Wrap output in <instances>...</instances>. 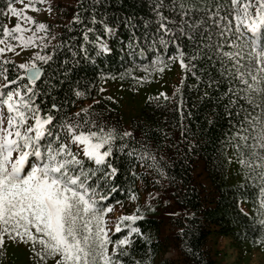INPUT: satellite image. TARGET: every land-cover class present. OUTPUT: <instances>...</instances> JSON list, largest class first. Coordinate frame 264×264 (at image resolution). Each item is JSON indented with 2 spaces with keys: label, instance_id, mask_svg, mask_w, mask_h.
<instances>
[{
  "label": "snow or ice",
  "instance_id": "obj_1",
  "mask_svg": "<svg viewBox=\"0 0 264 264\" xmlns=\"http://www.w3.org/2000/svg\"><path fill=\"white\" fill-rule=\"evenodd\" d=\"M18 2L4 0L0 8V16L15 18L11 26L0 22V247L6 241L23 244L34 264L49 258L54 264H151L134 256L140 241L153 244L136 222L154 211L161 193L148 192L136 212L115 219L109 213L120 201L109 200L127 192L136 201L138 189L131 186L151 178L155 187L170 179L171 161L152 148V128H123L95 98L78 107L95 83L72 78L80 57L94 61L111 54L113 40L121 41L127 60L116 73L100 75L102 83L118 77L138 91L172 65L182 70L173 97L160 92L148 100L175 102L183 138L177 144L187 145L186 154L196 145L187 139L184 119L194 117L197 103L208 105L209 128L227 121L221 152L239 166L237 189L251 192L253 220L259 217L253 242L264 245V0H141L145 15L115 18L108 9L122 0H78L64 25L78 35L59 41L55 37L62 34L29 14L52 13L48 0ZM18 49L36 51L18 64L4 55ZM189 78L195 82L187 84ZM185 89L199 94L191 108Z\"/></svg>",
  "mask_w": 264,
  "mask_h": 264
},
{
  "label": "trees",
  "instance_id": "obj_2",
  "mask_svg": "<svg viewBox=\"0 0 264 264\" xmlns=\"http://www.w3.org/2000/svg\"><path fill=\"white\" fill-rule=\"evenodd\" d=\"M77 4L78 0H73L69 4L61 5V11L66 15V21L60 24L56 34L62 35H56V41L78 35L75 32L69 33L64 27L75 12ZM3 7L4 0H0V8ZM108 11L115 18L117 15L132 14L133 12L137 16H143L148 9L147 4L142 3L141 0H122L121 5L114 3ZM0 22L7 23V19L0 16ZM120 32L125 38L127 37L126 28L121 26ZM111 47L113 48L111 54L100 56L94 61H87L80 57L81 63L75 66L72 78L95 83V87L89 90L90 95L77 101L78 107L86 106L92 98L98 99L101 101V109L105 107L112 109V112L107 114L111 120H118L120 125L125 128L119 100L110 92H99L100 87L105 88L108 83L115 80L121 81L117 77L115 80L109 79L107 83H102L99 76L108 72L116 73L121 70L122 64L127 60V57L120 50L121 41L113 40ZM64 55H67L66 51L60 54L59 59H63ZM181 76L182 70L180 69V78ZM125 81L127 80L122 82ZM194 82L191 78L187 80V84ZM175 90L167 95L173 97ZM108 96L114 99L105 100L104 98ZM184 96L188 108L192 107L193 96L196 97L197 101L199 99L198 93H190L187 89L184 90ZM77 106L72 107L70 111H76ZM175 108V102H165L162 98L152 101L147 99L140 110L130 118V127L134 124H142L153 129L150 136L152 148L158 157L163 155L165 159L171 161L168 170L170 179L164 180L155 187L152 185L151 178L146 181L138 180L135 185L131 186L132 190L137 191L138 189L137 194L140 190L151 189L150 192L158 190L167 201L166 204L182 207L185 211L182 216L170 215L164 220L156 215L155 206L157 204L154 203V211L144 213L145 218L136 222V226L150 236L153 244L147 245L140 241L137 245V251L134 253L135 258L141 261H150L151 264H218L213 248L209 243L210 234L213 231L217 235L229 237L232 245L238 249L239 255L246 241L252 248L261 252L264 251V245L253 242L257 235L259 217H257V221L253 220V217L256 216V208L251 200V192L242 194L237 189V185L242 182V176L238 173L239 166L234 159L229 162L225 158V154L221 152L219 142L224 140L223 133L228 130L227 121L221 120L215 127L209 128L204 123V115L208 111V105L205 103L204 106H200L197 103L194 109V117L191 120L184 119V124L188 126L187 139L196 145L194 152L186 154L187 145L183 142L177 144V141H182L183 138L180 136V116ZM161 132L170 133V136L164 138ZM227 155H232L231 148L228 149ZM137 170L140 171L141 169L138 168ZM201 174H204V180L200 177ZM124 186L125 188L129 187L127 183ZM242 195L248 198L242 199ZM129 199L127 192L114 194L109 202L119 200L120 203H114L113 212L118 205ZM137 206L142 207L143 202L135 201L130 212L126 214L136 212ZM241 208L243 212L240 211ZM112 213H109V216ZM122 214L125 213L122 211ZM182 228L185 229L184 235H181L179 231ZM113 238L117 237L114 236ZM7 246L13 249L14 254L21 253L25 257L24 264H34L30 249L19 250L10 244H6L4 247L6 256L1 258L3 264H20L16 259L8 257ZM170 250H173L174 254L166 256Z\"/></svg>",
  "mask_w": 264,
  "mask_h": 264
},
{
  "label": "rangeland",
  "instance_id": "obj_3",
  "mask_svg": "<svg viewBox=\"0 0 264 264\" xmlns=\"http://www.w3.org/2000/svg\"><path fill=\"white\" fill-rule=\"evenodd\" d=\"M73 0H48V3L53 5V12L48 13L47 11L42 12H35L29 10V14L36 17L37 21H43L50 25L51 33L56 34L57 30L60 28V24L66 21L65 13L61 11V5H66L71 3ZM25 3L28 0H24ZM16 6H21L19 2L16 3ZM40 7L45 8L47 4L41 5ZM15 23V18L8 17L7 24L9 26ZM36 51V49H25L22 52L18 49L15 53H5L4 55L16 61L17 63L24 62L31 57V53ZM142 72L136 73V75H142ZM180 81V68L178 65H174V67H170L169 69L165 70V72L161 75L159 73L156 74V78L150 82L145 83L143 86H140L138 91H134L133 87H131V81L127 80L125 82L115 80L112 83H108L105 86V92L111 93L115 96L120 102V112L121 117L124 122L125 129L130 128V118L136 112H138L141 106L145 103L148 97L155 96L160 92H165L170 95L179 84ZM123 83V87L120 85ZM199 171V170H198ZM200 177L204 180V174H201ZM154 190V189H153ZM149 190H140L137 194L138 199L136 201H140L144 203L146 198V194L150 192ZM155 192H159L158 190H154ZM135 201L129 199L126 202L118 205L114 212L110 215L113 219L123 213H129L131 208L133 207ZM157 204L156 208V215L160 216L164 220L175 213L176 215H184L185 211L182 207L169 205L165 203V198L160 195L154 202ZM6 244H10L16 249L21 250H28L29 248L24 246L23 244L17 242L8 241L5 242ZM209 243L213 248L214 256L218 262V264H264V251H258L250 246V244L246 241L243 246V250L238 254V249L234 247L231 243V240L227 236L217 235L215 231L211 232ZM5 247V246H4ZM4 247H0V264L1 258L6 254L4 252ZM8 257H12L14 260L16 259L20 264H24L25 257L20 254H14L12 251L13 249L10 246H7ZM19 253V251H17ZM174 254L173 250H170L166 253V256H172ZM45 264H54V260L49 258Z\"/></svg>",
  "mask_w": 264,
  "mask_h": 264
}]
</instances>
